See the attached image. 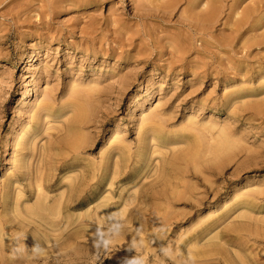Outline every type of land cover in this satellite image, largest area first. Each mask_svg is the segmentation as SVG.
<instances>
[{
    "label": "rangeland",
    "instance_id": "rangeland-1",
    "mask_svg": "<svg viewBox=\"0 0 264 264\" xmlns=\"http://www.w3.org/2000/svg\"><path fill=\"white\" fill-rule=\"evenodd\" d=\"M62 1L47 17L40 14L52 0L0 4V185L10 177L15 195L21 191L16 219L8 227L17 233L6 243L9 264H264V237L248 231H264V114L251 108L264 98V0L223 2L211 23L189 19L185 1L165 17L140 13L167 0ZM203 2L199 14L207 10ZM254 2L261 5L247 25L233 31L239 15L230 14V7L240 12L255 8ZM14 13L19 20L12 19ZM86 45L107 47L110 54L85 55ZM35 68L43 75L35 76ZM81 83H94L101 93L90 102L87 143L71 161L98 166L100 152L115 139L129 149V160L112 151L115 157L107 156L105 163L115 159L125 176L118 173L111 184L95 178L89 183L99 187L93 200L87 198L88 185L71 193L58 217L53 215L58 224L48 228L45 210L38 211L29 194L27 171L14 160L20 155L13 140L29 126L25 111L43 97V87L58 102L69 86ZM152 110L163 114L154 135L146 136H154L158 151L147 162L137 161L138 126ZM221 126L237 141L211 155L209 130ZM47 132L36 138L38 147L53 141L54 131ZM198 141L203 154L191 161L184 153ZM33 161L32 156L29 168ZM69 166L59 159L45 167L49 204L53 197L68 198L64 176L76 170ZM162 167L164 175L181 181L179 196L169 204L163 200L169 189L159 184ZM141 190L159 199H137ZM155 205L161 207L157 214ZM124 206L135 209L128 214Z\"/></svg>",
    "mask_w": 264,
    "mask_h": 264
},
{
    "label": "bare ground",
    "instance_id": "bare-ground-1",
    "mask_svg": "<svg viewBox=\"0 0 264 264\" xmlns=\"http://www.w3.org/2000/svg\"><path fill=\"white\" fill-rule=\"evenodd\" d=\"M3 1L6 0H0V4H2ZM55 1L56 2L52 0L51 3L43 4L45 11L40 14V17H47L51 15L63 2L62 0ZM93 1L97 0H88L86 4H90ZM154 1L158 2V0ZM181 1L187 2V12H189L190 17L189 19L197 21L204 20L210 23L215 21L216 18L221 14V4L223 2H228V0H207L205 4L207 6V10L199 14L197 13V9L204 5L203 0H167L165 2H160L159 4H155L153 7L148 9L142 8V13H140V16L165 17ZM232 1L237 4L240 0ZM254 3L255 8H245L240 12L237 11L238 8L235 9L234 6L230 7V14H233V16L239 15V17L236 18L232 24L233 31L239 32L247 25L248 20L253 15L255 9L261 5V2ZM12 19L19 20V15L14 13ZM189 22L190 23H187L188 26H194L191 24V21ZM71 48L73 50L76 49L75 45L73 44H71ZM82 52L85 55L90 54L94 57L96 54L101 52H103L102 54L104 55H109L110 49L107 47H98V49H96L92 46L87 47L86 45ZM43 58H45V56H43ZM33 59L34 62L38 61V57L36 56H34ZM116 60L119 62V64H124L125 62V60L121 57H118ZM39 73L43 75V71L40 68H35L33 74L37 76ZM122 83L119 85L120 87H118L119 91L124 87ZM261 84V87L264 88V80ZM100 93L101 88H99L94 83L71 85L67 88V93H65L66 95L63 97V99L56 102L51 89L43 87L41 89V95L43 94V97L41 96L40 100H37L34 104H31L25 111V114L28 118L26 125L29 124V126H23L20 131L15 134L12 147H19L18 154L20 155V158L14 157V160L17 163V167L27 171L26 179L29 181L27 186L29 194L36 199L35 207L37 210H45V214H47L48 217V228L50 226H54V224H58L59 220H55V218L58 216L55 214L60 210L61 205L63 206V204L69 203L67 200L71 197V193H78V189L82 191L81 188L88 185V187L90 186L89 190L91 193L87 198L89 200H93L92 195L94 194V196H97L99 193L98 186L93 187V185H90L95 178L98 177V182H102L104 179H107L111 184L112 180L117 178L118 173L119 175L125 176V169L120 165L118 166V162L115 159H111L110 162L105 163L106 157L111 155L112 151L114 150H116L115 152L118 155H124V157L127 155L126 160H129V149L122 143V141L117 139L111 141L108 149L105 152H100L102 157L99 159L98 166L95 164L82 165L79 162V164H77L71 161L72 159H79V155L81 153L80 150L83 149L87 143L86 130L88 128V123L91 122L92 116V111L89 109L90 102H97L95 95H100ZM229 97L230 96L227 95V98ZM251 108H254L258 113L262 112L261 114H264V98L259 99L258 102H255V104L251 105ZM162 115L163 114L159 110H152V112H149V114H146L145 117L141 119L137 130L140 136V138H138V151L134 157L137 161L138 159L144 158L145 161L144 159L142 160L147 162L149 158L158 151V148L153 145L152 142V140H154V136H146L148 132H152L154 135V132L156 131V125L158 124V118H160ZM209 128L213 129L212 127ZM48 130L54 131V134H51L53 141L49 142L45 148L42 146L38 147L37 143L35 144L36 138ZM211 131L212 130H209L208 139L206 142L208 149L207 152L211 155L213 154L218 156V154H221L225 148L234 146L237 141L228 137L229 131L226 127L221 126L220 128L215 129L212 132ZM198 143L199 144L190 143V145L187 147V151L184 153V155L188 156L191 161H195L198 154H203V144H200V141H198ZM34 150L35 152L33 154ZM55 151L57 152L54 153ZM32 156L34 157V161L31 164V168H29L28 160ZM114 157L115 155L112 154V158ZM59 159L63 161L64 164H67V162L70 163L69 167H72L73 170H76L72 171V175L64 176V179L70 183L69 186H67V191L69 193L67 195L68 198L63 201V196H60L59 198L53 197L52 204H49V201H47L49 197L46 195V193H44V187L46 186L47 182L50 181V177L49 174L44 173V169L45 167L50 169L51 161H58ZM123 161H125V159ZM143 161H141V163ZM164 165L165 164H163V166ZM75 171H77L78 174L74 173ZM159 171V184L162 186V188H164V190L169 189L170 193V195H165L163 200L166 204H169L171 199L179 196L177 186L181 183V181L179 178L173 177L172 175L169 177L167 175L168 173L166 174V177V175H164L165 171L163 167L159 169ZM104 173L108 174V178H106L107 174ZM132 174L135 177L133 172ZM136 174H138V172H136ZM6 180L2 182V185H0V205L3 208V213L0 212V250H4V254H0V264H9L11 261H13L12 258L8 257L9 254H11V249L6 246V243L9 242L10 239L15 238L17 235L13 228L8 227L12 225V222L16 219L18 213L17 206L20 203L19 196L21 195L20 190H18L15 195L13 190L14 186L12 181H10V177H7ZM119 181H122V179H119ZM162 188H160L161 191ZM134 195L137 194L134 193ZM129 199L130 197L128 195L124 196L123 202L126 203ZM137 199L142 201H155L154 199L159 198L154 197L153 199V194L148 196L146 190H141V194H138ZM124 207L125 210L128 211V214L132 213L135 209L134 206L132 208H129V206ZM160 210L161 207H159V205H155L154 212L157 214ZM128 214L123 215V217L125 218V221L130 222L131 216ZM243 217L246 218V221L243 223L248 224V217L246 215ZM4 229L6 231H4ZM238 229L243 230V227L240 226ZM262 230L263 229L258 228H255L254 230L248 229L249 232H252L250 234L255 233L260 237H264V231ZM230 238L235 239L236 236L233 235L230 236Z\"/></svg>",
    "mask_w": 264,
    "mask_h": 264
}]
</instances>
